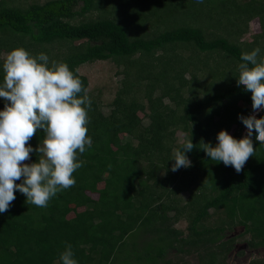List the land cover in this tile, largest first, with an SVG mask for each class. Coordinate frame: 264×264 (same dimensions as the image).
I'll use <instances>...</instances> for the list:
<instances>
[{"label": "trees", "instance_id": "trees-1", "mask_svg": "<svg viewBox=\"0 0 264 264\" xmlns=\"http://www.w3.org/2000/svg\"><path fill=\"white\" fill-rule=\"evenodd\" d=\"M253 18L261 31L251 41L227 37ZM21 47L46 54L50 64L67 63L85 89L84 63L109 60L123 77L106 114L87 91L93 143L79 155L75 186L46 208L26 204L17 191L0 214V264H62L69 244L78 264H170L163 259L170 249L197 254L198 264H226L238 237L227 234L236 225L248 247H264V144L254 131L255 154L237 173L200 143L215 146L221 130L242 137L238 117L253 109L251 93L237 85L239 64L257 47L264 58V0H0V83L6 55ZM4 105L0 98V111ZM44 135L38 130L29 141L33 149ZM191 136V166L171 171L173 150ZM38 158L33 151L25 163ZM181 219L185 229L173 227ZM131 233L137 242H128ZM125 245L135 253L124 263ZM250 264H264V256Z\"/></svg>", "mask_w": 264, "mask_h": 264}, {"label": "clouds", "instance_id": "clouds-1", "mask_svg": "<svg viewBox=\"0 0 264 264\" xmlns=\"http://www.w3.org/2000/svg\"><path fill=\"white\" fill-rule=\"evenodd\" d=\"M203 0H197L202 3ZM259 47L241 54L237 85L251 93L253 113L264 110V58H259ZM251 65V67H250ZM3 82L0 98L5 101L0 111V214L9 211L19 191L26 197V204L46 208L58 193L76 184L73 173L83 166L79 155L91 148L88 136L91 100L82 87L78 75L65 62L52 61L40 53L32 56L24 48H17L6 55L3 62ZM83 92L84 95H80ZM247 132L236 139L226 130L217 134V144L201 141L206 155L225 166L241 172L247 160L254 156L255 140L264 144V117L255 114L238 117ZM44 137L36 149L29 141L38 130ZM195 145L186 138L182 149L173 150L174 164L171 171L191 166L186 153ZM36 151L38 162L25 163ZM22 181L21 183H16ZM62 264H78L69 244L60 253ZM255 256L249 258V264Z\"/></svg>", "mask_w": 264, "mask_h": 264}, {"label": "rangeland", "instance_id": "rangeland-1", "mask_svg": "<svg viewBox=\"0 0 264 264\" xmlns=\"http://www.w3.org/2000/svg\"><path fill=\"white\" fill-rule=\"evenodd\" d=\"M18 1L22 2L24 0H18ZM25 1L30 2L33 0H25ZM35 1L42 2L44 0H35ZM80 4H81V2H80ZM78 6H77V8H78ZM97 14L98 13L93 12V13L87 14L86 17H95ZM240 28H243V27H240ZM260 31H261V28H260L258 19L253 18L248 24V29L246 31H244L242 34H239L238 36L230 35L227 37H229V39H233V40H236V38L238 37L239 41H251L252 35L260 32ZM4 56H5V54L3 53L1 55V58H4ZM117 69H118V67L113 62H111L109 60H96V61H93L90 63L81 64L78 67V72L82 75H85V77L88 80L87 91L90 92L91 94H93L94 96H98L99 101L101 102V109H102L104 114L109 112V108H108L107 104L113 99L115 92L119 86L120 80L123 77L122 74H118L116 72ZM204 70L205 69H203V71L200 70L197 72V74L199 76H201V78H200L201 81H202V79H205L206 76L208 75L207 74L205 76ZM185 77L189 78L190 73L187 72L185 74ZM207 92H209V91L207 90ZM211 92H214V91L211 90ZM166 103H167V101H166ZM238 105L242 106L243 104H242V102H238ZM251 114H255V113H253V110L250 112V115ZM143 119H144V123L146 124L148 122V120L145 117ZM183 134L184 133L181 130H178L175 132L177 141H180L182 139ZM187 195H188L187 193H183L182 198L183 199L186 198ZM93 196L96 197V195H93ZM172 214H173V212H171V211L168 212V215H172ZM217 215H218V213H214L215 217ZM185 225H186V222L183 219H181L179 222L174 224L173 227L175 226L178 229H185ZM242 231H243V228L240 225H236L233 228V232L228 231L229 234H227V236L228 235L229 236L238 235V237L236 238V242L234 243L232 249L229 252H227V254L225 256L226 264H246V263H248L249 258L252 256H255V258L264 256V247H257V248L248 247V245L246 244V241H245L246 238L248 237V235H239ZM186 233H187V231H184V235ZM137 236H139L137 233H131L129 235L128 242L131 239L133 241L136 240V242H137V239H136ZM146 242L148 243V241H146ZM125 246H126V248L124 249V253H123V256L121 258L124 263H125L124 259L130 257V254L135 253L134 247H132L131 245H125ZM163 259H164V261L169 259L170 264H198L199 263V257L197 254L180 252V251H176L174 249L168 250L166 252V254L164 255ZM133 263H135V262H133ZM133 263H130V264H133ZM142 263H143V260H141V262L139 264H142Z\"/></svg>", "mask_w": 264, "mask_h": 264}, {"label": "built area", "instance_id": "built-area-1", "mask_svg": "<svg viewBox=\"0 0 264 264\" xmlns=\"http://www.w3.org/2000/svg\"><path fill=\"white\" fill-rule=\"evenodd\" d=\"M250 115V114H249ZM246 131H247V129H246V127L244 128V130H243V134H242V137L241 138H243L244 137V135L246 134ZM240 138V139H241Z\"/></svg>", "mask_w": 264, "mask_h": 264}]
</instances>
